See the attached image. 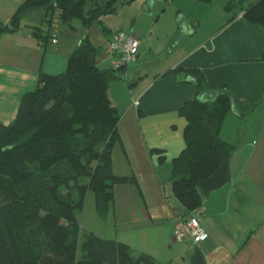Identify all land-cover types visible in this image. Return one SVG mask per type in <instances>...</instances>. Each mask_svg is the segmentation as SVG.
Instances as JSON below:
<instances>
[{"label":"crops","instance_id":"1","mask_svg":"<svg viewBox=\"0 0 264 264\" xmlns=\"http://www.w3.org/2000/svg\"><path fill=\"white\" fill-rule=\"evenodd\" d=\"M8 1L7 5L1 1L0 8H6V14L0 16L2 23L25 0ZM243 14L239 7L230 17L206 16L211 24L206 34L185 43L183 50L164 51L163 64L152 70L148 60L162 50L151 38L159 40L160 33L152 25L139 33L141 37L137 35L141 41L137 61L125 68L126 77L109 86V97L121 116V142L113 151V171L135 176L136 183L115 186V202L106 220L101 219L111 236H102L95 228L90 231L127 243L134 255L145 252L159 263L264 264V25L247 21ZM49 17L46 10H35L22 20L23 29L0 33V123L13 122L22 96L37 87L41 72H64L83 40H60L58 25L57 42L53 43ZM38 24L43 27L40 38L29 30ZM179 32L195 35L190 28L180 27ZM104 63H109L104 67L110 66L106 53L98 59L99 66ZM174 68L202 71L209 91L203 99H213L222 85L230 88L233 97L221 137L235 151L198 185L202 199L199 220L209 236L192 247L173 238L177 215L183 211L170 177L172 160L186 146L187 121L179 108L195 98V88L191 78L180 81L171 72ZM156 149L165 155L164 161L159 160Z\"/></svg>","mask_w":264,"mask_h":264},{"label":"trees","instance_id":"2","mask_svg":"<svg viewBox=\"0 0 264 264\" xmlns=\"http://www.w3.org/2000/svg\"><path fill=\"white\" fill-rule=\"evenodd\" d=\"M239 1L247 21L264 25V0ZM117 2L25 0L0 26V33L23 29L22 20L40 9L50 16L59 11L61 23L79 18L86 28L99 24L106 31L101 17L117 12ZM42 29L41 24L29 27L39 38ZM48 36L49 32L44 39ZM103 49L87 34L72 52L67 69L41 72L37 87L22 96L13 122L0 123V264H173L159 263L145 252L134 255L127 243L92 231L81 236L78 212L88 192H93L97 215L106 220L115 202V186L136 183L135 176L113 171L121 116L111 102L109 86L121 78L123 69L100 67ZM171 72L180 81L191 78L195 88V98L179 108L187 121L186 146L172 160L170 177L181 210L190 212L202 206L199 183L235 151L221 137L233 97L222 85L213 99H203L209 91L200 69Z\"/></svg>","mask_w":264,"mask_h":264},{"label":"rangeland","instance_id":"3","mask_svg":"<svg viewBox=\"0 0 264 264\" xmlns=\"http://www.w3.org/2000/svg\"><path fill=\"white\" fill-rule=\"evenodd\" d=\"M1 1L0 5H3ZM99 1L105 2L108 0ZM248 2L245 1L243 6L246 7ZM5 3L7 5L9 1L5 0ZM239 4V0H211L210 2L200 0H118L116 3L118 11L101 17L102 25L107 28L106 31L99 24H94L90 28L83 27L82 20L75 18L72 22L77 26L74 27H71L69 23L59 21L58 24L61 29L59 38L67 43L74 42L77 38H84L89 34L90 39L96 46L105 48L110 34L111 37L123 31L137 36L140 32L144 34L150 29L149 27L155 25V31L160 33V39L158 40L156 39L157 36H153L151 41L155 43L158 50H162V53L156 54L148 60V69L152 70L160 62L161 65L163 64L166 59L165 55L163 56L164 51L165 53L168 52L169 48L172 52L183 50L185 43L196 42L201 36L205 35L211 25L206 21V16H233L241 6ZM5 9V6L0 8V16L6 14L3 11ZM2 24L0 21V26ZM180 27H183V29L190 28L195 35L180 33ZM142 34H139V36L141 37ZM174 39L177 41L173 43ZM169 59H172V57ZM108 65L109 63L100 64L101 67ZM121 78H123L122 75ZM94 208V195L90 191L87 194L84 209L78 212L81 223V236L92 230L91 228H95L93 230L102 236H111L104 226L105 222L98 215L96 216V209L94 210ZM84 218H86V221H84Z\"/></svg>","mask_w":264,"mask_h":264},{"label":"built area","instance_id":"4","mask_svg":"<svg viewBox=\"0 0 264 264\" xmlns=\"http://www.w3.org/2000/svg\"><path fill=\"white\" fill-rule=\"evenodd\" d=\"M59 11H55L49 18L51 19V30H53L52 42H57V31L59 23ZM141 41L133 34L120 31L111 36L108 44L103 50L110 58V66L115 69H123L121 75L125 73V68L137 61ZM102 53V54H103ZM101 54V55H102ZM99 59V58H98ZM135 103H138L136 100ZM201 206L190 212H180L178 216L179 224L174 229L173 238L175 241L189 247L198 245L209 236L199 220Z\"/></svg>","mask_w":264,"mask_h":264}]
</instances>
